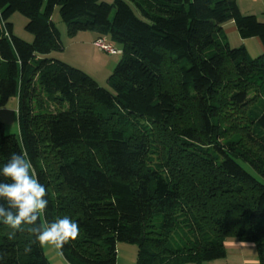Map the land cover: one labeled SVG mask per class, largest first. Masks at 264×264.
<instances>
[{
    "label": "trees",
    "instance_id": "16d2710c",
    "mask_svg": "<svg viewBox=\"0 0 264 264\" xmlns=\"http://www.w3.org/2000/svg\"><path fill=\"white\" fill-rule=\"evenodd\" d=\"M55 6L69 35L119 45L109 89L52 55L64 48ZM14 12L31 42L13 34ZM228 22L263 51L231 47ZM252 87L264 93V21L236 0H0V107L18 99V135L0 121V169L26 153L47 190L41 221L79 225L59 250L67 264H116L118 242L137 245L135 264H202L228 239L264 264V97ZM30 227L9 240L0 222V264H50Z\"/></svg>",
    "mask_w": 264,
    "mask_h": 264
},
{
    "label": "rangeland",
    "instance_id": "374dc122",
    "mask_svg": "<svg viewBox=\"0 0 264 264\" xmlns=\"http://www.w3.org/2000/svg\"><path fill=\"white\" fill-rule=\"evenodd\" d=\"M111 3L113 0H100ZM113 14V13H112ZM111 14V16H112ZM51 19L55 26L58 28L60 33L61 41L64 45L62 51H54L52 55H56L57 59L67 62V64L79 68L89 74L101 87L109 89L107 79L112 73L115 65L120 59V54H111L96 47L93 44V39L97 33L91 30H81L75 35H69L65 22L61 19L59 14V8L55 6ZM259 20H263V17H258ZM9 21L13 26V34L27 42L32 41V34L27 32L24 28L27 21L19 12H14L10 17ZM227 27H223L222 34L225 35L226 40L231 47H236L244 44L251 55L256 57L261 53V49L256 46V38H240L237 31H229ZM99 36V35H98ZM101 37V36H99ZM103 37V36H102ZM106 42L111 44L116 49L119 45L110 40L109 36L104 37ZM97 39V38H96ZM251 95L257 97H264V93L259 88H249ZM44 107L48 110H55L58 104L50 99L43 97ZM37 107V104L35 105ZM17 107L18 99L17 96H12L8 99L6 104L0 107V121L4 123V131L6 134L18 135V120H17ZM242 121V116H238ZM236 121V120H233ZM134 136L139 137L140 135L137 130H133ZM153 143V142H152ZM150 143L151 151L146 155L148 163L155 164L160 160V150L156 148L155 144ZM53 153L48 152L45 155V161L52 163ZM42 249L48 258L50 264H67L65 258L61 252L51 244L42 246ZM116 264H135L137 245L134 243L118 242L116 245ZM194 264V263H188Z\"/></svg>",
    "mask_w": 264,
    "mask_h": 264
},
{
    "label": "clouds",
    "instance_id": "9594fccd",
    "mask_svg": "<svg viewBox=\"0 0 264 264\" xmlns=\"http://www.w3.org/2000/svg\"><path fill=\"white\" fill-rule=\"evenodd\" d=\"M0 174L10 180L0 182V222L12 229L9 240L15 238L17 230L23 231L22 225L32 226L28 230L35 234L41 246L51 244L58 250L78 237L79 225L68 216L51 223L41 221V213L48 207L47 190L26 153H13ZM25 251H31V247L26 246Z\"/></svg>",
    "mask_w": 264,
    "mask_h": 264
},
{
    "label": "crops",
    "instance_id": "0c3cea01",
    "mask_svg": "<svg viewBox=\"0 0 264 264\" xmlns=\"http://www.w3.org/2000/svg\"><path fill=\"white\" fill-rule=\"evenodd\" d=\"M236 2L243 14H253L257 18L263 17L261 21H264V0H236ZM223 27H227L229 31H236L233 22H228ZM96 38H99V36H95L93 41ZM254 42L263 51V47L258 38ZM225 248L226 254L223 258L205 261L202 264H260L258 252L253 243L228 239L225 242Z\"/></svg>",
    "mask_w": 264,
    "mask_h": 264
},
{
    "label": "built area",
    "instance_id": "2783aa9c",
    "mask_svg": "<svg viewBox=\"0 0 264 264\" xmlns=\"http://www.w3.org/2000/svg\"><path fill=\"white\" fill-rule=\"evenodd\" d=\"M93 44L96 47H98V48H100L102 50H105L108 53H111V54L120 53V50L119 49H116L111 44H109L108 42H106V40H105L104 37H99V38L95 39L94 42H93Z\"/></svg>",
    "mask_w": 264,
    "mask_h": 264
}]
</instances>
